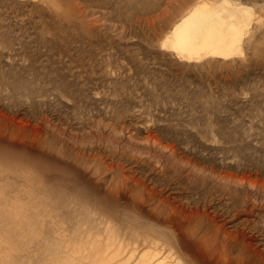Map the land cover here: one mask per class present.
I'll return each mask as SVG.
<instances>
[{"label":"rangeland","instance_id":"1","mask_svg":"<svg viewBox=\"0 0 264 264\" xmlns=\"http://www.w3.org/2000/svg\"><path fill=\"white\" fill-rule=\"evenodd\" d=\"M198 1L0 0V264H264V0H214L242 53L187 61Z\"/></svg>","mask_w":264,"mask_h":264},{"label":"bare ground","instance_id":"2","mask_svg":"<svg viewBox=\"0 0 264 264\" xmlns=\"http://www.w3.org/2000/svg\"><path fill=\"white\" fill-rule=\"evenodd\" d=\"M224 3L226 1L200 0L196 2L192 9L173 25L169 33L162 39L160 47H167L179 58L187 61H198L202 58L230 59L236 54H241V36H243L242 32L246 30V25L249 24L248 21L245 22L249 11L239 4L227 2L229 5H225ZM244 28L245 30H243ZM174 208L181 214H187L186 209L182 206L178 205ZM9 213L7 216L10 215ZM228 234L230 233L227 232V236ZM144 242L148 249L143 250L129 264H189L178 253L173 252L171 247L158 245L159 242L155 239ZM112 245L117 248L116 254L124 252L125 246L122 244ZM131 249L136 250L137 248L133 246ZM108 251L104 250L105 258L101 256L98 259L99 264H105ZM115 256L109 258L108 261H112ZM118 262L117 264H128L129 260L124 259Z\"/></svg>","mask_w":264,"mask_h":264}]
</instances>
